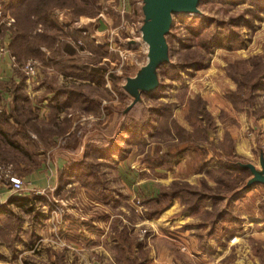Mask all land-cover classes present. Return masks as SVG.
I'll use <instances>...</instances> for the list:
<instances>
[{"label":"rangeland","instance_id":"rangeland-1","mask_svg":"<svg viewBox=\"0 0 264 264\" xmlns=\"http://www.w3.org/2000/svg\"><path fill=\"white\" fill-rule=\"evenodd\" d=\"M94 2L100 7V14L96 17L87 13L77 16L73 7L56 8L53 12L57 20L58 12L62 11V21L87 33L93 47L89 41L75 40L72 34H66L53 47H41L40 56L24 53L19 61L10 55L13 67L21 68L25 74L23 67L26 63H39L41 74L36 78L38 81H29L25 87L33 100L44 98L49 82L77 89L85 99L69 100L65 105L57 106V109L47 107V115L42 107L41 118L35 123L38 131L45 132V136L38 137L42 149L40 147L41 150H38L36 168L34 165L28 168L25 163L17 167L13 162L3 161L0 156V163L11 167L28 187L22 194L12 196L9 192L10 198L1 205L5 211L0 214V259L12 263L18 256V239L23 234L18 228L19 214L22 215L21 219L28 217L29 207L30 210L41 211L44 207L83 209L99 203L100 206L96 207L103 209L99 212L101 218H104L102 215H115L110 224L111 235H116L114 247L111 248L114 262L144 264L150 259V245H154L152 241L156 238L157 223L173 208L169 206L173 200H177L181 212H189V219L179 226L167 228L163 233L165 243L175 256L174 264H264V184L238 194L228 208L225 207L232 197L230 195L223 196L225 201L220 203L210 200L206 192H201L199 197L193 196L190 192L195 190L190 189L180 190L175 196H162V190L167 188L171 191L174 182L201 185L202 179H207L210 185H215V180L209 176H219L222 165L240 167L234 162L236 160L261 168L264 89L259 92V98L252 103V107L245 110L236 108L227 94L237 88V82L229 75L228 68L235 67L236 61L241 59L264 57V12L259 13L252 0H202L197 16L208 22L201 19L195 24L192 23L194 15L175 14L169 33V46L171 63L176 69L166 68L160 76V90L143 97L146 107L142 111L133 110L122 120L121 112L131 101L122 85L127 77L135 76L148 61V48L140 31L143 17L136 13L133 0H93L89 7L96 8ZM138 3L141 4V0ZM105 13L110 18L111 27L105 40H100V45L93 37L94 26L96 18ZM13 16L6 3L4 7L0 0V43L6 46L7 53L14 31ZM189 27L195 28L193 37ZM38 29L43 30L44 27L39 26ZM211 36L223 37L224 44L213 45L207 40ZM62 46L66 54L56 55L54 60L55 52ZM59 61H65L67 68L64 69L74 63L82 69L86 68L83 72H99L97 74L102 77L90 79L86 74L66 75L54 65ZM194 63L199 67L195 69ZM233 73H237V70L233 69ZM198 97H201L202 104L197 102ZM90 98L94 101L91 102ZM1 99L7 106L6 111L2 112L11 113L14 100L11 103L5 95ZM45 101L47 99L43 103ZM151 109L153 113L150 116ZM64 118L68 119V125ZM146 120L150 123L145 128L127 126L130 121L141 124ZM209 123L211 127H208ZM175 124L186 130L187 135L176 129ZM108 127L110 131L105 132ZM204 128L207 129L206 135L197 132ZM49 130L54 133L52 142L46 136ZM169 130L176 138L169 134ZM188 134L193 135L194 142L181 150L187 144L177 145L176 142L189 141ZM44 139L52 145H46ZM78 142L82 144L79 145L81 150H84L81 160L89 143L110 146L102 148L101 154L89 152L83 166L66 175L64 181L60 180V172L66 165L80 160L58 159L55 150L73 148ZM156 151L159 155L172 152V163L151 168L149 162ZM56 159L62 161L55 165ZM179 164L188 170L185 175L195 174L196 181H192V178L186 180L182 176L175 178L174 169ZM35 172H47L51 175L52 183L33 188L26 178ZM246 176L245 172L234 171L232 178L223 176L222 179L228 185H235L243 184ZM2 180L0 193L2 190L9 191ZM76 193H90L96 200L89 196L91 201H87L89 204L86 205L83 200L69 198ZM36 194L44 196L35 198ZM21 198L32 204L25 207L12 204ZM221 209L225 212H221ZM121 233L124 235L121 236ZM125 235L131 244L122 251L120 247ZM135 245L136 248H133ZM44 251L42 247H37L34 252L42 255Z\"/></svg>","mask_w":264,"mask_h":264},{"label":"trees","instance_id":"trees-1","mask_svg":"<svg viewBox=\"0 0 264 264\" xmlns=\"http://www.w3.org/2000/svg\"><path fill=\"white\" fill-rule=\"evenodd\" d=\"M137 1L139 2V0H133L136 7L135 8L136 13L139 15V13L141 14V8H139L141 4L138 3ZM5 3L7 9H9L12 12V14L14 15L13 17L15 18L14 31H13V35L11 36L8 49L10 55L15 56L16 59L18 58L17 60L21 61V58L24 57L23 56L24 53H26L28 56H40L42 53L41 47H47L48 49L50 47H53L55 43L57 42L59 43L60 38H62V36L63 35L65 36L66 34L68 35L70 34V36L72 34V38L75 40L89 41L90 46L93 47L91 43L92 41H90V38L87 35V33H84L83 31L73 26H69L65 31V29H63V27L60 26V24L57 22V20L53 15V12L56 8L73 7L74 14L77 16H79L80 14L87 13L89 14V16L96 17L100 14V7L97 6L95 2L94 5L97 6L96 8L89 7L93 4V0H9L8 3L7 0H2V4L4 7H5ZM251 3L254 5V7L259 13L264 12V0H252ZM183 15L191 16L189 14H183ZM201 19L203 18L194 15V21H192V23L194 22L196 24V22H200ZM202 21L208 22L205 19H203ZM4 25L5 24H2L1 26ZM39 26L44 27V29L43 30L38 29ZM189 28H190L189 33L193 37V34L194 35L196 34L195 28L194 27H189ZM222 38L223 37L220 36H216V37L211 36V38L209 37L207 38V40L211 41L213 45L221 46L224 44ZM167 39H168V43L170 44L169 35L167 36ZM216 39H219V41H216ZM61 53L66 54L63 46L62 48H60L55 52L54 60H56L57 56L61 55ZM263 59L264 57L261 56H254L249 59H241L236 61V64H234L235 67L231 66L228 68L229 75L237 82V88L235 90L230 91L227 94V97L236 108L238 107L240 108V110H245V108H250V106L252 107L253 105L252 103H255L256 99L259 98V92L264 89ZM64 62L65 61H59L54 65L58 67L60 71L66 73V75L76 74L78 76H84L86 74L87 76L90 77V79L92 78L96 79L97 76H99L100 78L102 77V75L97 74L99 73L97 72V70H96L97 73L93 71L85 73L83 72V70L86 68L82 69L80 65H76L74 63H70V67H68V69H64L67 68L64 66ZM193 66L195 69L199 67V65L195 63ZM166 68H168V70H175L176 66L172 63L162 64L159 68L160 76L164 74ZM233 69H236L237 73H233ZM18 73L21 77V82L20 83H16L15 81L10 82L14 95V105L12 108V112L8 114L6 112L0 111V156L1 158H3L2 159L3 161L13 162L17 165V167H20L22 163H25L28 168H31L33 165L34 168H36L38 166V162H36L38 158V152H39L38 150L42 149V146L39 145L38 137L44 135L45 132L43 133L39 132L38 126L35 122L39 117L41 118L40 110L42 107L43 100L47 99L48 101L47 103L49 105L46 106L50 107L51 110V109H57V106L65 105L69 100L70 102H73V101H78L79 98L82 97H84L85 99V96L80 94L79 91H77V89H69L67 87L58 86L53 82H49L47 83L46 86L48 88V91L45 92L44 98L43 99L41 98L39 100L37 99L33 100L32 98H30V96L27 93V90L24 87L26 81V75L21 70H18ZM2 85L3 83L0 82V87ZM43 85L45 86V81ZM160 88L161 85L159 89H157L155 92H158ZM146 95L149 94H144V96ZM93 101L94 99H91V102ZM97 102L99 101H96V103ZM197 102L202 104L201 97H198ZM23 110L27 112L24 113ZM28 111L30 113H28ZM152 113H153V109L150 110V116L152 115ZM63 120L67 124L68 119L64 118ZM148 121L149 120H146L141 124H136L130 121L127 123V126H130L131 128L137 126L145 128L149 126L148 124L150 123V121L149 122ZM59 124L63 126L62 123ZM211 126L212 124L209 123L208 127ZM175 127L176 129H179V131L184 132L187 135L186 130H184L182 127L178 125H176ZM206 130L207 129L205 128L202 130L198 129L197 132L206 135L205 132ZM68 131L69 130H67L66 133ZM168 132L169 134H171L172 137H175L174 134H172V130L171 131L169 130ZM32 133L35 135L33 136ZM46 133H47L46 136L48 135L50 137L48 141L52 142L54 136L53 131L49 130ZM188 135H189L188 138L189 141H185L181 143V140H178L176 142L177 145L184 143L187 144L184 145V148L181 150H185L189 146V144H192V142H194L193 135L191 134ZM43 141L46 145L49 146L52 145V143L46 141L45 139ZM173 141L175 140L173 139ZM107 146H110V144L98 145L96 143H89L86 146L87 148L83 160L72 162L69 165L67 164L66 167L60 172L61 173L60 180L63 179L65 180L66 175L76 171L78 167L83 166L86 158L88 157L89 152L94 151L96 154H101L103 152L102 148H105ZM173 158L174 155L170 151L161 155H159V152L156 151L154 153L153 160L149 162V164L151 168H160L166 165H170L172 163ZM222 166L223 168H221L219 176H209L210 178H213L215 180L216 182L215 185H210L207 179H202L201 185H192L186 181L174 182V184L171 187V191H169V189L167 188L162 190V194H163L162 196H175L179 194L178 192L180 190L190 189V190H195V192L193 193L190 192V194H192L193 196L199 197V195H201V192H206L207 195L209 196V199L214 201V203H220L222 201L224 202L225 199L223 196L225 195L231 196L234 192H236L239 188H241L252 175L249 169H245L238 166H232L229 164ZM234 171L245 172L247 176L244 177L243 184L240 183L235 185H228V183L222 179L223 176L232 178ZM234 199L235 197L228 200L226 202L225 208H228L231 205V203L234 201ZM148 200H153V199H148ZM222 211L225 212L223 209H221V212ZM122 235L124 234L121 233V236ZM130 244L131 243H128L127 237L125 235L124 241L121 244L122 247H120V249H122L123 251L124 249H126V247L129 248ZM133 248H136V245ZM126 258L123 257L124 260Z\"/></svg>","mask_w":264,"mask_h":264},{"label":"crops","instance_id":"crops-1","mask_svg":"<svg viewBox=\"0 0 264 264\" xmlns=\"http://www.w3.org/2000/svg\"><path fill=\"white\" fill-rule=\"evenodd\" d=\"M62 13V11L58 12L57 20L60 26L67 29L71 23L62 21ZM88 20L94 21L95 19ZM95 22L96 26H94L93 37L95 40H98V44L101 45L102 42L100 40H105L106 35L109 34L111 21L110 18L106 17L105 13L97 17ZM84 31H86V29H84ZM18 70H21L24 73L21 68L13 67L9 53L6 52L0 56V82L3 83L0 87V98L5 95L11 103L14 100V95L10 82H21ZM29 81L35 82L38 81V79L31 78L26 75L24 87H26V83ZM46 105L47 101L42 103L43 109L41 107V109L44 110L45 115H47ZM109 131L110 127H108L105 132ZM71 132L72 130H70L69 134H71ZM80 142H78V144H76L73 148L71 146L67 147V149L55 150L57 158L59 159V157H64L65 159H62L64 161L81 160L84 150H81V147H79V145H82ZM217 153L220 154V152ZM58 159L54 160L55 165L62 161H59ZM174 170L176 177L175 174L173 176L175 178L182 176L186 180L192 178V181H196V176H194L195 174L189 173L185 175L188 170L183 168L180 164L177 165ZM50 179L51 175H48L47 172H35L26 178L27 183L33 188H40L39 186H41V184L43 186H49L52 183ZM248 191H251V189ZM73 195V197L69 198L83 200L86 205L89 204L87 201H91V198L96 200V198L92 197V194L90 193H76ZM42 196L44 195L36 194L35 198H43ZM9 198V191L2 190L0 193V214L5 211L1 205H3V203ZM92 202L90 203L91 205ZM15 203L24 207L32 204L25 198H21L12 204L15 205ZM94 204L95 205H92L91 208L83 209L44 207L43 211L39 209L30 210L31 208L27 207L28 217H23V219H21L22 215L19 214L20 219L18 222V228L23 232V234L20 235L18 239V256L13 259L12 263L5 261L4 259H0V264H40V261L45 262L43 264H54L53 262H56V264H119L114 262L111 254V248L114 247L113 241L116 238V235H111L110 224L115 215H109V217L102 215L104 218H101V214L99 215V212L101 213L103 209H98L96 207L100 206L99 203ZM179 205L180 204H178L177 200H173L172 204L169 205L173 208H171L169 213L162 218L159 223H157L156 227L158 229L155 235L156 238L152 241L154 245H150L152 248L149 255L150 259L144 264L175 263V256L165 243L166 239H164L163 233L167 228L179 226L189 219V212H181L182 208ZM124 221L126 220L124 219ZM27 233H29L28 237H26ZM37 247L45 249L44 254L37 255V253L34 252ZM98 257H100V259Z\"/></svg>","mask_w":264,"mask_h":264},{"label":"water","instance_id":"water-1","mask_svg":"<svg viewBox=\"0 0 264 264\" xmlns=\"http://www.w3.org/2000/svg\"><path fill=\"white\" fill-rule=\"evenodd\" d=\"M202 0H141V14L143 17L140 31L142 39L147 45V63L140 68L133 77H127L122 85L131 101L121 112L122 120L134 111H142L146 105L144 94H151L161 85L159 68L164 63H171L169 35L175 14L197 15L200 13L198 6ZM240 167L249 169L251 177L247 182L234 192L231 198L252 189L257 184H264V150H261L260 167L243 161H234Z\"/></svg>","mask_w":264,"mask_h":264},{"label":"built area","instance_id":"built-area-1","mask_svg":"<svg viewBox=\"0 0 264 264\" xmlns=\"http://www.w3.org/2000/svg\"><path fill=\"white\" fill-rule=\"evenodd\" d=\"M126 1H124V6ZM7 48L4 44L0 43V56L6 53ZM13 60H15L13 58ZM39 63L37 61H29L24 65V70L26 74L31 78H38L41 73H39ZM1 97V96H0ZM0 111H6L7 106L5 101L0 98ZM5 164L0 163V180L5 182L9 192L12 196L16 194H22L24 191L28 190V187L23 178L13 173L11 167L4 166Z\"/></svg>","mask_w":264,"mask_h":264}]
</instances>
